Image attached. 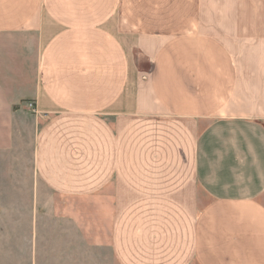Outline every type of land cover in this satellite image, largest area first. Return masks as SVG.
Instances as JSON below:
<instances>
[{
  "label": "crops",
  "instance_id": "obj_1",
  "mask_svg": "<svg viewBox=\"0 0 264 264\" xmlns=\"http://www.w3.org/2000/svg\"><path fill=\"white\" fill-rule=\"evenodd\" d=\"M15 36L36 176L118 264H264V0H0Z\"/></svg>",
  "mask_w": 264,
  "mask_h": 264
},
{
  "label": "rangeland",
  "instance_id": "obj_2",
  "mask_svg": "<svg viewBox=\"0 0 264 264\" xmlns=\"http://www.w3.org/2000/svg\"><path fill=\"white\" fill-rule=\"evenodd\" d=\"M226 11L232 7L227 5ZM2 44L0 264L11 263V252L18 254L17 264H118L109 248L104 216L96 221L89 203L52 193L36 176V113L29 108L33 102L14 98L34 86L39 40L15 36ZM26 254L35 260L27 261Z\"/></svg>",
  "mask_w": 264,
  "mask_h": 264
},
{
  "label": "built area",
  "instance_id": "obj_3",
  "mask_svg": "<svg viewBox=\"0 0 264 264\" xmlns=\"http://www.w3.org/2000/svg\"><path fill=\"white\" fill-rule=\"evenodd\" d=\"M29 108H30L33 112L37 113V108H36V106H34L33 103L29 105Z\"/></svg>",
  "mask_w": 264,
  "mask_h": 264
}]
</instances>
